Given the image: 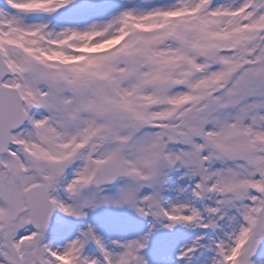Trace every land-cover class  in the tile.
<instances>
[{
    "label": "snow or ice",
    "instance_id": "1",
    "mask_svg": "<svg viewBox=\"0 0 264 264\" xmlns=\"http://www.w3.org/2000/svg\"><path fill=\"white\" fill-rule=\"evenodd\" d=\"M0 264H264V0H0Z\"/></svg>",
    "mask_w": 264,
    "mask_h": 264
}]
</instances>
